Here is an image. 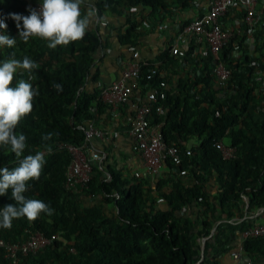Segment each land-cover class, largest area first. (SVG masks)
<instances>
[{
    "label": "trees",
    "instance_id": "16d2710c",
    "mask_svg": "<svg viewBox=\"0 0 264 264\" xmlns=\"http://www.w3.org/2000/svg\"><path fill=\"white\" fill-rule=\"evenodd\" d=\"M172 2L183 7L193 0H92L91 4L85 0L81 13L95 9L94 27H87L82 39L50 49L48 41L39 37L27 42L19 39L10 13L29 15L25 0H0V20L7 25L0 34L17 40L14 47H0V63L27 57L39 65L14 74L10 87L24 80L38 95L31 113L15 129L26 137L24 153L17 158L0 146V168L11 170L23 156L43 151L40 177L27 182L24 195L53 209L51 216L41 213L33 222L14 219L10 229L0 228V237L22 242L28 230H38L67 239H54L35 253L20 255L18 264H222L232 241L255 222L252 214L264 208V26L250 33L243 27V33L232 38L240 47L234 61L230 59L231 42L220 52L230 69L232 93L222 94L216 88L212 56L207 53L203 67L179 77L166 93L165 114H153L152 123H162L165 143H175L180 150L178 166L166 158L164 175L151 182L148 177H128L114 164L100 162L93 164L87 189L81 194L63 187L65 166L71 158L66 145L82 146L85 122L109 109L99 100V88L84 90L88 79L98 78L95 55L104 46L98 22L105 14L121 15L135 6L149 7L150 15L162 16L169 13ZM143 20L126 16L119 41L135 44ZM248 37L254 39L250 53ZM169 49L159 54L160 63L176 61ZM154 62L142 64L140 83L162 79L159 73L148 77ZM157 69L162 72L160 64ZM55 84H61L63 91H57ZM48 133L51 138L44 140ZM190 138L197 142L187 155L182 143ZM213 139L236 147L237 158L223 159ZM80 195L92 198L93 204L81 206ZM8 204H17L11 189L0 195V208ZM242 245L247 257L262 264L264 237L246 238ZM0 264H9L1 249Z\"/></svg>",
    "mask_w": 264,
    "mask_h": 264
},
{
    "label": "built area",
    "instance_id": "2783aa9c",
    "mask_svg": "<svg viewBox=\"0 0 264 264\" xmlns=\"http://www.w3.org/2000/svg\"><path fill=\"white\" fill-rule=\"evenodd\" d=\"M196 1V0H193ZM42 1H30L27 6L30 9H39ZM208 8L202 14L188 20L179 30L173 44L170 45V54L181 56L179 45L183 35H188L190 40L197 45L204 47V55L209 53L212 56V74L216 88L222 93H232L228 88L230 80V69L221 60L220 52L234 38L241 33L240 28H226L222 24L228 10L234 9L242 14L243 27L247 33L252 30H261L264 26V0H207ZM150 11V8L147 7ZM161 15L154 14V17ZM230 59L233 61L240 56L238 42L232 41ZM120 76L117 80L103 85L100 88L99 100L108 106L112 112L126 103H130L132 118L130 121V134L133 137L132 150L138 155L144 168L145 174L158 176L166 158L171 159L175 166L181 162L180 150L175 143L166 144L161 132L162 123H152V116H163L166 112L164 101L166 93L170 90L165 75L157 68L160 62L155 61L149 70L150 76L159 73L162 79L152 84L140 83V72L142 64L146 60L140 57L137 50H132L130 56L119 59ZM264 85V82L262 83ZM85 142L82 146L66 145L71 154L70 160L65 166L63 187L66 191L79 195L87 189L88 182L92 175V167L95 162L100 161V154L92 151L85 153L88 141L91 138L103 139L107 132L95 125L94 120H88L84 126ZM213 146L219 151L225 160L237 158L236 147L224 144L223 140L214 142ZM190 154V149H186ZM181 175H187L185 170L180 171ZM240 243L229 251L231 259L229 264H259L244 254L242 242L249 237H264V222H254L250 227L239 234ZM58 234L45 235L38 230H28L27 236L22 242H10L0 237V249L4 258L9 264H18L20 255L35 253L52 240L58 239Z\"/></svg>",
    "mask_w": 264,
    "mask_h": 264
},
{
    "label": "crops",
    "instance_id": "0c3cea01",
    "mask_svg": "<svg viewBox=\"0 0 264 264\" xmlns=\"http://www.w3.org/2000/svg\"><path fill=\"white\" fill-rule=\"evenodd\" d=\"M87 1L89 4L92 3V0ZM207 8V0H196L183 7L178 3L172 2L171 5H169V13L160 17H154V14L156 13L150 15L148 8L142 6L131 7L128 10H125L121 15L105 14L101 22H98L99 30L104 42L103 48H101L95 55L94 67L98 69V78L97 81L93 82L91 79H88L84 90L91 91L93 88L100 89L103 85L117 80L120 76L119 59L130 56L132 50H137L140 57L144 60L158 62L159 54L173 44L176 37L179 36L178 33L179 30H181V27L188 20L205 12ZM126 16L144 18L138 28V34L135 37V44L133 45L120 42L117 37L119 30H124ZM221 21L224 27L240 28L243 33L242 14L237 10H228L227 14L222 17ZM95 23L96 19L93 15L90 18L88 28H93ZM245 42L247 44V51L250 53L253 51L254 39L248 37ZM179 45L181 48V56H176V58H174L176 60L174 64L160 63V66L162 67L161 71L167 79L169 89L174 88V84L179 77L189 75L193 68H196V71H198V68L204 66L206 55L203 53V46L195 45L188 35L182 36ZM131 118L132 110L129 102L122 104L115 113L110 109H107L104 112L95 114L93 119L95 125L106 130L107 135L103 139L91 138L88 141L85 153L88 155L92 151L98 152L102 160L95 162L96 164H99L102 161L103 165L114 164L115 168L126 174L128 177H146L138 155L132 150L133 137L130 134ZM196 142L197 140L190 138L182 144L186 148H189ZM165 171L166 166H163L160 174L154 176V178L157 179L158 177H162ZM82 198L87 197L82 196L81 199ZM263 211L264 208H260L259 211L252 214V216L255 214L258 215ZM256 218L258 217L256 216ZM239 243L240 237L232 241V248H235ZM230 261L229 253L222 257L223 264H229ZM262 264H264V260L262 261Z\"/></svg>",
    "mask_w": 264,
    "mask_h": 264
},
{
    "label": "clouds",
    "instance_id": "9594fccd",
    "mask_svg": "<svg viewBox=\"0 0 264 264\" xmlns=\"http://www.w3.org/2000/svg\"><path fill=\"white\" fill-rule=\"evenodd\" d=\"M85 0H42L39 9H30L29 15L10 13L16 22L19 39L27 42L30 37H39L48 41L47 47L56 48L58 45H68L80 40L85 35L90 18L95 15V9H90L82 16L81 5ZM22 22V23H21ZM7 25L0 20V29ZM16 39L0 34V47L9 48L16 45ZM39 65L27 57L22 60L9 59L0 63V146L9 148L17 158L24 153L26 137L17 134L15 129L20 120L31 113L33 98L38 95L29 82L20 80L16 87H10L14 74L18 70L31 71ZM31 79V77H30ZM57 91H63L61 84H55ZM51 133L43 139L51 138ZM47 151H51L47 147ZM45 155L37 151L35 155H26L18 159V166L0 168V195H6L11 189V196L17 202L0 208V228L10 229L14 219L26 218L35 221L41 213L53 214L47 204L37 199H27L24 193L28 190L27 182L39 179Z\"/></svg>",
    "mask_w": 264,
    "mask_h": 264
},
{
    "label": "rangeland",
    "instance_id": "374dc122",
    "mask_svg": "<svg viewBox=\"0 0 264 264\" xmlns=\"http://www.w3.org/2000/svg\"><path fill=\"white\" fill-rule=\"evenodd\" d=\"M26 1V4L30 1H33V0H25ZM100 160H102V158H100ZM103 162V161H102ZM146 177H148L149 179H151V182H155V178L154 176H150V175H145ZM94 200L90 197H87V198H82V203H81V206H85V205H90V204H93ZM162 206V203L161 202H158V206ZM259 211V210H258ZM256 215V214H255ZM253 215L252 217H258V218H255L254 221L256 223H262L264 222V212H260L258 215ZM58 239L62 242H65L67 241V239L65 237H63L62 235H58ZM222 263V262H221ZM223 264V263H222Z\"/></svg>",
    "mask_w": 264,
    "mask_h": 264
},
{
    "label": "water",
    "instance_id": "95a60500",
    "mask_svg": "<svg viewBox=\"0 0 264 264\" xmlns=\"http://www.w3.org/2000/svg\"><path fill=\"white\" fill-rule=\"evenodd\" d=\"M202 249H203V243L201 245V258H202Z\"/></svg>",
    "mask_w": 264,
    "mask_h": 264
}]
</instances>
